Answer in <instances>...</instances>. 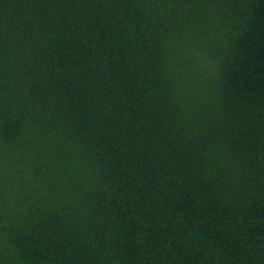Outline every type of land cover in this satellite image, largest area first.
Wrapping results in <instances>:
<instances>
[{"label": "trees", "instance_id": "1", "mask_svg": "<svg viewBox=\"0 0 264 264\" xmlns=\"http://www.w3.org/2000/svg\"><path fill=\"white\" fill-rule=\"evenodd\" d=\"M0 264H264V0H0Z\"/></svg>", "mask_w": 264, "mask_h": 264}]
</instances>
